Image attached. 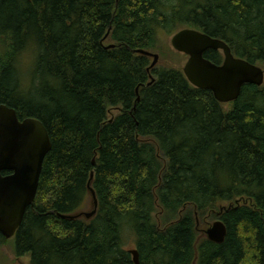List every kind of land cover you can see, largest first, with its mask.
Here are the masks:
<instances>
[{
    "label": "trees",
    "instance_id": "obj_1",
    "mask_svg": "<svg viewBox=\"0 0 264 264\" xmlns=\"http://www.w3.org/2000/svg\"><path fill=\"white\" fill-rule=\"evenodd\" d=\"M186 27L264 66V0H0V103L51 141L16 256L133 264L136 248L140 264H264V83L226 105L136 52ZM91 172L96 212L70 217L92 206ZM216 219L220 243L200 236Z\"/></svg>",
    "mask_w": 264,
    "mask_h": 264
},
{
    "label": "water",
    "instance_id": "obj_2",
    "mask_svg": "<svg viewBox=\"0 0 264 264\" xmlns=\"http://www.w3.org/2000/svg\"><path fill=\"white\" fill-rule=\"evenodd\" d=\"M170 42L173 49L187 55L182 72L188 82L196 88L211 91L220 103L236 100L245 84L260 86L264 82L263 68L234 56L222 39L186 27L176 31ZM207 50L220 51L222 62L216 64L204 57ZM136 52L153 57L150 68L156 65L157 54L144 49H137ZM50 148L48 131L39 119H19L14 108L0 103V233L6 239L15 234L26 209L35 199L43 160ZM4 171L8 173L2 174ZM92 178L93 172L88 180L93 209L89 213L80 212L70 217L83 215L90 218L95 214L97 199L91 187ZM205 234L209 240L220 243L226 235L225 224L217 219L205 230ZM129 253L133 263L140 264L137 249H130Z\"/></svg>",
    "mask_w": 264,
    "mask_h": 264
},
{
    "label": "rangeland",
    "instance_id": "obj_3",
    "mask_svg": "<svg viewBox=\"0 0 264 264\" xmlns=\"http://www.w3.org/2000/svg\"><path fill=\"white\" fill-rule=\"evenodd\" d=\"M175 32L170 33V34L165 33V32H161L159 34V40H158V44H157L156 48L154 50H148V51L158 55V61L156 63L158 66H164V67H168V68H176V69L182 70L184 63L187 60V55L176 51L171 46L170 40H171L172 35ZM104 43L107 44V41L105 40ZM2 48H3V43L0 42V52L2 51ZM21 56H22V58H20V60L18 62L20 64V66L25 65L30 60H32L33 57H32L31 49L26 50L23 55L21 54ZM149 57L151 58L150 62H152L153 57H151V56H149ZM15 65H16V63H15ZM260 66L264 70V66L263 65H260ZM23 71L24 70L22 69L21 72H23ZM224 104L227 105L228 103H224ZM115 112H116V110L112 111L113 114H115ZM223 204L227 205V203H223ZM91 209H92V206L90 204V206L88 208H86L85 210H83L82 212L89 213L91 211ZM81 217H84V216L82 215ZM216 220L211 221L210 224L204 228H201L202 226L198 224L200 227L199 228L200 229V236L201 235L206 236L205 230L209 226H211V224ZM133 242L134 241L132 239H128V241L126 242V245L131 248L133 246ZM0 264H29V257L27 255L16 256V254L14 252V248H13L12 238H8L5 241V243L0 244Z\"/></svg>",
    "mask_w": 264,
    "mask_h": 264
},
{
    "label": "bare ground",
    "instance_id": "obj_4",
    "mask_svg": "<svg viewBox=\"0 0 264 264\" xmlns=\"http://www.w3.org/2000/svg\"><path fill=\"white\" fill-rule=\"evenodd\" d=\"M7 172V171H6ZM8 173V172H7ZM93 209V208H92ZM133 262V261H132ZM134 264V263H133Z\"/></svg>",
    "mask_w": 264,
    "mask_h": 264
}]
</instances>
